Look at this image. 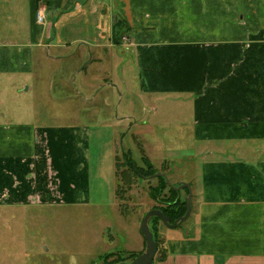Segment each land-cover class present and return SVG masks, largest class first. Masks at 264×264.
<instances>
[{
    "label": "crops",
    "instance_id": "crops-1",
    "mask_svg": "<svg viewBox=\"0 0 264 264\" xmlns=\"http://www.w3.org/2000/svg\"><path fill=\"white\" fill-rule=\"evenodd\" d=\"M29 12L24 40H0V85L13 92L37 62L63 64L69 72L58 85L71 82L92 100L88 70L125 64L127 49L139 98L157 103L156 112L171 105L187 131L185 152H165L191 177L187 233L160 230L154 264H264V0H29ZM125 120L132 132L124 139L137 152L140 140L148 158L142 138L153 128ZM90 143L89 124L37 126L0 116V211L91 206ZM138 234L129 253L146 249Z\"/></svg>",
    "mask_w": 264,
    "mask_h": 264
},
{
    "label": "rangeland",
    "instance_id": "rangeland-1",
    "mask_svg": "<svg viewBox=\"0 0 264 264\" xmlns=\"http://www.w3.org/2000/svg\"><path fill=\"white\" fill-rule=\"evenodd\" d=\"M51 20L54 23L57 17ZM30 27L29 0H0V40H24L22 34L27 36ZM126 51L127 56L122 57L125 64L106 62L88 70L96 84L92 100L88 92L77 94L71 82L66 88L58 85L69 72L63 64L37 62L35 75L28 81H14L13 92L0 85V116L13 122L31 121L37 126L81 122L91 128V206L1 210L0 264H103L106 254L120 253L126 257L128 251L135 250L144 216L167 205L168 199L163 197L169 198L168 192L156 198L150 193L152 187L159 186L158 176L173 187L188 184L191 179L188 171L179 166L184 163L178 164L165 153L186 151V129L176 123L171 105L159 104L156 112L152 105L157 103L139 98L136 70L130 63V50ZM27 87L31 88L29 92H25ZM7 90L10 91L5 96ZM3 100L5 104H1ZM125 118L153 128V133L143 135L142 139L149 145L148 159L154 173L144 165L139 151L128 145L132 122ZM162 156L168 160L159 159ZM135 167L141 170L143 178L135 174ZM118 187L125 191L118 197L125 213L120 217L114 207ZM180 192L181 199L187 200L185 190ZM188 222L189 219L176 229L162 222L159 227L164 236H177L187 233Z\"/></svg>",
    "mask_w": 264,
    "mask_h": 264
},
{
    "label": "trees",
    "instance_id": "trees-1",
    "mask_svg": "<svg viewBox=\"0 0 264 264\" xmlns=\"http://www.w3.org/2000/svg\"><path fill=\"white\" fill-rule=\"evenodd\" d=\"M134 141L137 142V144H136L137 150L139 151V154L141 156V159H142L144 165L148 166L149 171L153 172L154 169H153L152 165L150 164L149 159L147 158V156L144 153V149H143L141 142H139L136 137L134 138ZM117 169H118V164H117ZM134 172L137 176H140L141 178H143L142 177L143 175H142V172L140 169H138V168L136 169V167H135ZM150 175H152V173ZM158 180H159V186L158 187H152L150 189V193H151L153 198H156L157 195H160V194L162 195L163 193L168 192L166 194H167V196H169V198L163 197L165 200L168 199L167 203H166L167 205L163 206L161 209L157 208L156 210H160L161 212H163V214L169 218L170 223L173 224L176 221H178L179 219H181L186 214V211H187L186 200L181 199V195H180L181 192L180 191H176L167 185L166 179L163 176H158ZM184 190L187 194L189 193L188 189H184ZM121 192H125V191H122L121 188L118 187L117 196L118 197L120 196V198H121V194H122ZM150 223H149V226L151 225L150 229L154 235V240H155L157 247H158V252H157V255H158L160 247L163 243L162 240L159 238V236H160L159 225L161 224V221L158 218H153L150 220ZM139 255H141V254L129 253V254H127L126 257H123L120 255V253H118V254H116V253L106 254L103 257V264H119V263H123V262L131 263ZM157 258H158V256L156 257V259Z\"/></svg>",
    "mask_w": 264,
    "mask_h": 264
},
{
    "label": "water",
    "instance_id": "water-1",
    "mask_svg": "<svg viewBox=\"0 0 264 264\" xmlns=\"http://www.w3.org/2000/svg\"><path fill=\"white\" fill-rule=\"evenodd\" d=\"M166 183L170 188L176 191H180L183 189L189 190L188 197L186 200V208H187L186 214L181 219L171 224L169 218L166 215H164L163 212H161L160 210H151L150 212H148L144 216L141 223V234L146 243L145 251L141 255H139L133 262L131 263L123 262L119 264H154L158 252V247L154 240V235L149 226L151 219L158 218L166 227L170 229L179 228L181 225H183V223H185L189 219L191 215V203L193 198V192L191 187L188 184H184L180 187H173L167 179H166Z\"/></svg>",
    "mask_w": 264,
    "mask_h": 264
},
{
    "label": "built area",
    "instance_id": "built-area-1",
    "mask_svg": "<svg viewBox=\"0 0 264 264\" xmlns=\"http://www.w3.org/2000/svg\"><path fill=\"white\" fill-rule=\"evenodd\" d=\"M37 22L40 24L45 22V15L41 11L37 13ZM122 41H124L125 43H128V39L125 37L122 38Z\"/></svg>",
    "mask_w": 264,
    "mask_h": 264
}]
</instances>
